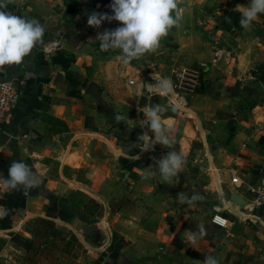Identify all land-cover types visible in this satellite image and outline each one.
Listing matches in <instances>:
<instances>
[{"label":"crops","instance_id":"crops-1","mask_svg":"<svg viewBox=\"0 0 264 264\" xmlns=\"http://www.w3.org/2000/svg\"><path fill=\"white\" fill-rule=\"evenodd\" d=\"M217 1L211 56L195 62H208L204 89L188 98L189 111L162 114L172 148L157 143L149 151L135 145L142 133L152 135L139 123L152 96L130 85L95 41L114 22L87 24L92 11L111 15L112 0L7 4L46 30L44 44L22 63L0 67V81L21 92L0 129V178L22 160L41 181L27 193L0 186V207L8 209L0 218V264H120L134 257L130 241L152 238L175 264H203L208 255L219 264H264V214L249 201V186L264 179V14L246 30L240 10L250 0ZM168 151L182 153L186 164L165 182L156 161ZM147 171L155 175L143 178ZM233 187L248 199L244 208L231 200ZM179 193L203 199L180 203Z\"/></svg>","mask_w":264,"mask_h":264},{"label":"clouds","instance_id":"clouds-1","mask_svg":"<svg viewBox=\"0 0 264 264\" xmlns=\"http://www.w3.org/2000/svg\"><path fill=\"white\" fill-rule=\"evenodd\" d=\"M10 2L11 0H0V67L22 63L38 44H44L46 26L36 18L15 15L7 8ZM180 4L181 0H112L111 15L92 11L87 17V24L95 29L104 21L120 22L121 26L115 29L97 32L95 41L99 42L102 51L118 49L121 53L119 59L127 65L133 59H140L146 53L155 52L169 31L173 27H180L183 19ZM261 14H264V0H250L249 5L240 10V26L249 29L252 22ZM153 87L157 88L160 94L166 95L173 91V84L167 78L160 79L155 85H149V90ZM167 110L166 106L155 105L142 111L145 115L139 122L140 126L147 128L152 135L144 132L138 136L140 143L135 146L141 151L154 150L157 143L169 149L175 144V138L170 134L171 128L166 126L161 118ZM115 119L119 121L124 117L115 115ZM0 152H3L2 148ZM121 155L129 158L124 151ZM156 164L162 180L167 182L182 172L186 157L182 153L168 151L156 161ZM154 175L155 172L147 171L143 178L147 179ZM40 183L32 168L22 160L12 161L7 178H0V186L5 191L23 189L27 193L39 187ZM178 199L180 203L192 205L203 197L193 194L189 198L179 193ZM7 215L8 209L0 207V218ZM198 227L200 236H204L206 234L204 226L201 224ZM188 240L195 243V235H189ZM203 264H219V261L208 255Z\"/></svg>","mask_w":264,"mask_h":264},{"label":"rangeland","instance_id":"rangeland-1","mask_svg":"<svg viewBox=\"0 0 264 264\" xmlns=\"http://www.w3.org/2000/svg\"><path fill=\"white\" fill-rule=\"evenodd\" d=\"M217 3H219L217 0H181L180 8L183 11V19L180 27H173L168 35L161 40L160 47L155 52L146 53L140 59H133L127 65L119 59L121 53L118 49L105 51L104 56L106 59L113 58L119 61L122 70L129 79L130 76L139 79L143 75L156 73L169 75L173 68L180 65L195 64L199 60H207L211 56H209V41L215 40L216 34L214 30L216 25L213 23L211 14H220L217 10ZM113 22L115 28L121 26L120 22ZM133 87L138 88L136 85ZM143 92L145 93V91ZM145 95L150 96V94ZM169 95L170 98L153 95L150 105L152 107L155 105L166 106L168 110L164 113L174 110L189 111L186 108L188 107V98H191L190 95L174 93ZM174 99L178 100L185 109L179 107ZM80 140L87 142V138ZM129 243L128 254L134 257H129L127 261L120 264H175L173 259L167 258L168 254L163 252L154 238L148 242L130 241Z\"/></svg>","mask_w":264,"mask_h":264},{"label":"built area","instance_id":"built-area-1","mask_svg":"<svg viewBox=\"0 0 264 264\" xmlns=\"http://www.w3.org/2000/svg\"><path fill=\"white\" fill-rule=\"evenodd\" d=\"M207 67L208 62L204 61L197 64H183L173 68L169 75L158 73L147 74L141 76L139 79L130 78L129 84L136 85L141 91H145V93L150 94V96L161 95L170 98V93L166 95L160 94L159 90L155 87L149 90V85H155L160 79L167 78L170 79L173 84V91L171 93L191 96L200 93L204 89V74ZM20 94L21 92L14 81H0V129L12 115L13 110L19 102ZM232 182L236 185L241 183L240 177L233 176ZM249 192V201L252 207L254 209H259L262 214H264V179L258 184L250 185ZM213 221L224 227L227 226L228 223V220L221 215H215Z\"/></svg>","mask_w":264,"mask_h":264},{"label":"water","instance_id":"water-1","mask_svg":"<svg viewBox=\"0 0 264 264\" xmlns=\"http://www.w3.org/2000/svg\"><path fill=\"white\" fill-rule=\"evenodd\" d=\"M230 198L240 208H244L248 204V202H249L248 199L245 197V195H243L242 193H240L236 189V187H233L231 189Z\"/></svg>","mask_w":264,"mask_h":264},{"label":"bare ground","instance_id":"bare-ground-1","mask_svg":"<svg viewBox=\"0 0 264 264\" xmlns=\"http://www.w3.org/2000/svg\"><path fill=\"white\" fill-rule=\"evenodd\" d=\"M219 220H221V219H219ZM222 222H224L223 220H221Z\"/></svg>","mask_w":264,"mask_h":264},{"label":"trees","instance_id":"trees-1","mask_svg":"<svg viewBox=\"0 0 264 264\" xmlns=\"http://www.w3.org/2000/svg\"><path fill=\"white\" fill-rule=\"evenodd\" d=\"M97 206L96 207H98V204H96Z\"/></svg>","mask_w":264,"mask_h":264}]
</instances>
